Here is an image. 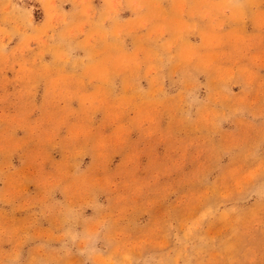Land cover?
Returning <instances> with one entry per match:
<instances>
[{
    "label": "rangeland",
    "instance_id": "374dc122",
    "mask_svg": "<svg viewBox=\"0 0 264 264\" xmlns=\"http://www.w3.org/2000/svg\"><path fill=\"white\" fill-rule=\"evenodd\" d=\"M0 264H264V0H0Z\"/></svg>",
    "mask_w": 264,
    "mask_h": 264
}]
</instances>
